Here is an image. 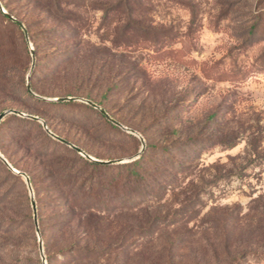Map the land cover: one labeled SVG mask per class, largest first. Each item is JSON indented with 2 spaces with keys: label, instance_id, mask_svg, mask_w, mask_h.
I'll use <instances>...</instances> for the list:
<instances>
[{
  "label": "rangeland",
  "instance_id": "374dc122",
  "mask_svg": "<svg viewBox=\"0 0 264 264\" xmlns=\"http://www.w3.org/2000/svg\"><path fill=\"white\" fill-rule=\"evenodd\" d=\"M2 3L23 12L29 36L0 17V113L20 94L15 85L26 88L35 48V79L52 93L35 98L88 100L134 132L110 128L82 102L57 110L65 141L92 159L122 161L102 173L103 258L76 254L72 264H264V0ZM17 139L33 152L53 144L32 125L7 117L0 125V154L28 167L47 201L49 182ZM144 153L139 178L118 174ZM14 187L0 168V199ZM55 212L42 215L45 264H63L46 219ZM32 223L22 253L4 248L0 264H44Z\"/></svg>",
  "mask_w": 264,
  "mask_h": 264
},
{
  "label": "trees",
  "instance_id": "16d2710c",
  "mask_svg": "<svg viewBox=\"0 0 264 264\" xmlns=\"http://www.w3.org/2000/svg\"><path fill=\"white\" fill-rule=\"evenodd\" d=\"M1 6L9 16L11 15L22 23L25 30H28L29 23L23 22V17L21 18L23 12L18 11L17 8H10L9 3H2ZM0 17L10 27L17 31L22 40L24 34L20 30V27L1 11ZM35 51L34 48L33 52L35 53ZM25 52L28 55L26 46ZM1 58L2 56H0V59ZM35 74L36 71L35 68H33L29 77V87L32 93L40 97H52V93H47L42 84L38 85L40 80H38L39 78L35 79ZM6 77V71L1 70L0 78L4 80ZM52 77L53 74L49 73L43 76L42 81L45 78ZM15 89H20V94L17 95V93H15L16 99L12 101L8 110L23 112L42 119L51 133L63 140H67L57 131L54 120L58 118L57 110L59 107L76 105L75 103L46 102L42 99H37L27 92L24 83L20 86L15 85L13 91H15ZM81 106L95 112V110L89 106ZM8 116L7 119L16 120L24 126H34L40 136L45 138L50 144H53V147L48 151L40 150L33 152L24 145V141L17 139L16 142L18 149L24 150V153L28 154L35 166L42 170L46 181L49 182L48 193L50 196L47 201H45L43 197H39L36 182H34L35 179L28 167L18 168L14 164H10L14 169L25 173L29 178L36 204L38 230L43 235V221L45 220V218L42 217L43 212L46 210L58 209V212L53 213L46 219L52 221L53 231L55 235L58 236L63 256V264H72L76 254L83 256L88 262H91V256L98 257L100 261L107 249L104 239V223L108 208L107 196L109 194L107 187L109 184L102 173L111 170V165H103L83 159L65 145L55 142L46 136L41 126L36 121L19 118L15 115ZM3 122L4 119L1 121L0 125ZM105 123L109 125L110 128L117 130L112 123L106 121ZM81 149L84 148L82 147ZM1 153L5 157L3 152ZM146 156L147 154L144 153V155L137 160L119 166V168L117 167L116 169H122L121 172L118 170V174L123 173L125 179L128 181L136 180L144 172L143 159H145ZM97 159L103 160L101 157H97ZM0 168L6 176L11 178L17 185V188L14 187L12 191H6L4 196L0 199V252L5 248L9 249L10 253L16 256L20 255L23 248L26 246L24 241V238H26L25 236L33 231L32 210L23 178L13 174L1 163ZM110 181L113 182L112 179ZM4 211L7 213L4 214ZM22 230H24V233H22ZM99 261H97V263H99Z\"/></svg>",
  "mask_w": 264,
  "mask_h": 264
},
{
  "label": "water",
  "instance_id": "95a60500",
  "mask_svg": "<svg viewBox=\"0 0 264 264\" xmlns=\"http://www.w3.org/2000/svg\"><path fill=\"white\" fill-rule=\"evenodd\" d=\"M0 11L4 14V15H7L8 18L14 22L16 25H18L21 29V31L23 32L24 36H25V39L27 40V33H26V30L24 28V26L22 25V23H20L19 21H17L15 18L9 16L5 11L4 9L2 8L1 4H0ZM30 54H31V57H32V65H31V70L29 72V74L27 75V79H26V90L29 94L31 95H34L32 93V91L30 90V87H29V77H30V74H31V71H32V68H33V64H34V60H33V51L32 49H30ZM39 99H41L40 97H38ZM45 101H48V102H82L90 107H92L93 109H96L100 112L101 115H103L110 123H112L113 125L133 134L134 132L131 131V130H127L125 128H123L118 122H116L114 119H112L103 109H101L100 107H98L96 104L88 101V100H84V99H77V98H58V99H53V100H46V99H43ZM8 115H15V116H18V117H25L27 119H30V120H33V121H36L38 123H40L42 125V127L44 128L45 132L54 140L58 141L59 143L69 147L70 149H72L73 151H75L77 154L81 155L82 157H84L85 159L87 160H90V161H93V162H96V163H99V164H103V165H114V164H119V163H122V161H108V162H105V161H100V160H95V159H92L91 157H89L88 155H86L80 148L72 145L71 143L55 136L53 133H51L47 126L45 125V123L39 119L38 117H34V116H30V115H24L22 114L21 112H18V111H15V110H7V111H4L2 113H0V123L1 121L7 117ZM143 151V149L140 151V153ZM0 162L5 165V167L10 170L13 174H16L20 177H22L25 181V184H26V187L28 189V192H29V197H30V204H31V210H32V216H33V221H34V225H35V231H36V234L39 238V230H38V223H37V214H36V204H35V201H34V196H33V191H32V188H31V184H30V181H29V178L27 177V175L23 172H20L18 170H15L7 161L6 159L0 154ZM39 252H40V255H41V258L45 264V261H44V256L42 254V243H41V240L39 238Z\"/></svg>",
  "mask_w": 264,
  "mask_h": 264
}]
</instances>
